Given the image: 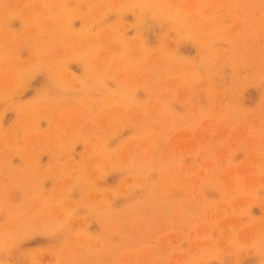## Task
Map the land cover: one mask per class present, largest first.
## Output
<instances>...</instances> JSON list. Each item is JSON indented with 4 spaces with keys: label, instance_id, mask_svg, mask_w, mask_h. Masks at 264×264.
I'll return each instance as SVG.
<instances>
[{
    "label": "rangeland",
    "instance_id": "obj_1",
    "mask_svg": "<svg viewBox=\"0 0 264 264\" xmlns=\"http://www.w3.org/2000/svg\"><path fill=\"white\" fill-rule=\"evenodd\" d=\"M0 264H264V0H0Z\"/></svg>",
    "mask_w": 264,
    "mask_h": 264
}]
</instances>
